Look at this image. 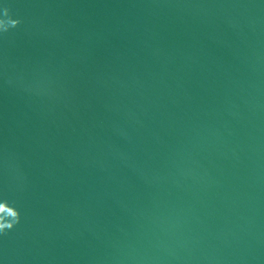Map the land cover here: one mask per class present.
<instances>
[{"label": "water", "instance_id": "obj_1", "mask_svg": "<svg viewBox=\"0 0 264 264\" xmlns=\"http://www.w3.org/2000/svg\"><path fill=\"white\" fill-rule=\"evenodd\" d=\"M9 18L0 264H264V0H0Z\"/></svg>", "mask_w": 264, "mask_h": 264}, {"label": "clouds", "instance_id": "obj_2", "mask_svg": "<svg viewBox=\"0 0 264 264\" xmlns=\"http://www.w3.org/2000/svg\"><path fill=\"white\" fill-rule=\"evenodd\" d=\"M4 16H10V10L4 9ZM20 24L19 20L15 19H0V30L8 31L9 28L16 27ZM21 213L15 207L12 206L7 200L0 202V233L7 234V232L17 224L20 223Z\"/></svg>", "mask_w": 264, "mask_h": 264}]
</instances>
